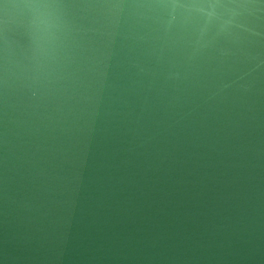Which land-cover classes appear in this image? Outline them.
I'll list each match as a JSON object with an SVG mask.
<instances>
[{"label":"water","instance_id":"obj_1","mask_svg":"<svg viewBox=\"0 0 264 264\" xmlns=\"http://www.w3.org/2000/svg\"><path fill=\"white\" fill-rule=\"evenodd\" d=\"M0 264H264V0L0 5Z\"/></svg>","mask_w":264,"mask_h":264},{"label":"snow or ice","instance_id":"obj_2","mask_svg":"<svg viewBox=\"0 0 264 264\" xmlns=\"http://www.w3.org/2000/svg\"><path fill=\"white\" fill-rule=\"evenodd\" d=\"M6 3V0H0V5H4Z\"/></svg>","mask_w":264,"mask_h":264}]
</instances>
